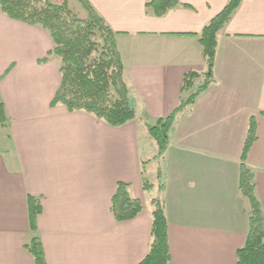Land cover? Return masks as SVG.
<instances>
[{"label": "crops", "instance_id": "obj_1", "mask_svg": "<svg viewBox=\"0 0 264 264\" xmlns=\"http://www.w3.org/2000/svg\"><path fill=\"white\" fill-rule=\"evenodd\" d=\"M52 1L81 7L77 0ZM87 1L116 33L135 117L111 127L91 114L51 107L60 76L48 34L0 11V100L9 120L0 126V264H34L24 248L34 236L46 264H138L157 199L170 264H236L248 232L250 206L238 179L252 116L257 138L246 165L264 217V0H241L218 32L213 80L177 112L160 159L147 126L203 83L198 34L228 0H177L160 17L146 10L148 0ZM188 72L199 76L183 90ZM142 170L144 179L152 176L153 195L142 186ZM117 183L142 204L131 220L117 222L111 213ZM28 196L41 208L36 233Z\"/></svg>", "mask_w": 264, "mask_h": 264}, {"label": "trees", "instance_id": "obj_2", "mask_svg": "<svg viewBox=\"0 0 264 264\" xmlns=\"http://www.w3.org/2000/svg\"><path fill=\"white\" fill-rule=\"evenodd\" d=\"M86 16H78L67 2L52 0H0V11L9 19L45 31L51 42L49 52L59 61V87L50 103L62 105L68 112L91 114L111 127H120L135 117L129 104L130 93L124 81V69L116 44V33L94 10L87 0H77ZM241 0H228L227 4L198 34L206 66L203 83L166 117L158 119L147 131L156 144V159H160L168 145L169 131L178 111L192 104L212 82V70L217 46V34L229 21ZM179 5L177 0H148L146 10L160 17ZM198 73L185 74L182 89L188 90ZM9 120L0 100V126L7 128ZM256 121L249 120L246 138L240 156L238 190L248 200V232L243 245L236 250V264H264V217L255 197L254 177L246 165L248 151L256 140ZM142 175V186L149 184ZM159 175V173H158ZM150 241L145 257L138 264H170L167 221L162 202L153 201ZM28 224L37 231V217L41 212L35 198L27 199ZM142 211L138 199L130 196L128 185L117 183L111 199V213L117 222L135 218ZM34 264H46L38 236L24 245Z\"/></svg>", "mask_w": 264, "mask_h": 264}, {"label": "rangeland", "instance_id": "obj_3", "mask_svg": "<svg viewBox=\"0 0 264 264\" xmlns=\"http://www.w3.org/2000/svg\"><path fill=\"white\" fill-rule=\"evenodd\" d=\"M81 6V5H80ZM71 8L74 10L75 13H78L77 15L84 18L85 17V14L86 12L84 11V9L81 7H77V6H74L72 5ZM150 141L149 142H155L153 141V139L151 137H149ZM153 144V143H152ZM140 145L142 146H147L148 147V141H147V145H146V142L144 143L143 140H140ZM154 145L156 146V144L154 143ZM155 147L153 146V149ZM152 149V146L151 148L149 147V150ZM153 157V156H152ZM149 168H151V166H149ZM146 180L148 182V184L151 186L153 184V181H152V176L149 174H147V177H146ZM149 186V188H147V191H146V195L147 196H150V195H153L155 193V191L153 189H151V187ZM146 205V204H145Z\"/></svg>", "mask_w": 264, "mask_h": 264}]
</instances>
